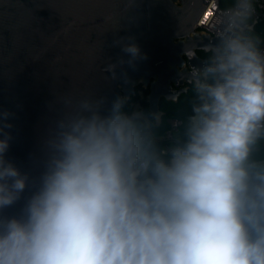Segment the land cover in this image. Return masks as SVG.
I'll list each match as a JSON object with an SVG mask.
<instances>
[{"label": "clouds", "instance_id": "obj_1", "mask_svg": "<svg viewBox=\"0 0 264 264\" xmlns=\"http://www.w3.org/2000/svg\"><path fill=\"white\" fill-rule=\"evenodd\" d=\"M211 23L173 126L128 95L54 99L31 176L7 158L11 113L0 112V264H264L257 0H230ZM113 46L127 59L104 67L110 80L147 59L134 36Z\"/></svg>", "mask_w": 264, "mask_h": 264}, {"label": "water", "instance_id": "obj_2", "mask_svg": "<svg viewBox=\"0 0 264 264\" xmlns=\"http://www.w3.org/2000/svg\"><path fill=\"white\" fill-rule=\"evenodd\" d=\"M209 0H0V112L11 113L7 158L23 172L38 175L35 161L51 116L49 105L61 97L99 92L113 99L147 91V109L160 101L176 103L198 78V55L210 38L194 29ZM134 36L147 59L135 69L108 63L127 57L113 40ZM126 73L127 83H125ZM161 111V110H160ZM30 193L26 190L25 196ZM24 200L4 209L17 215Z\"/></svg>", "mask_w": 264, "mask_h": 264}, {"label": "built area", "instance_id": "obj_3", "mask_svg": "<svg viewBox=\"0 0 264 264\" xmlns=\"http://www.w3.org/2000/svg\"><path fill=\"white\" fill-rule=\"evenodd\" d=\"M227 7V6H226ZM224 8L220 5V0H209L207 5L204 7L198 20L195 23L194 29L210 36L215 37V25L211 23L212 18L216 15L217 11ZM257 12L259 15V23L257 26L260 28L259 33L264 35V0H257ZM142 91L137 90V99L135 102L139 104L142 99ZM178 119H168V127L173 126Z\"/></svg>", "mask_w": 264, "mask_h": 264}, {"label": "trees", "instance_id": "obj_4", "mask_svg": "<svg viewBox=\"0 0 264 264\" xmlns=\"http://www.w3.org/2000/svg\"><path fill=\"white\" fill-rule=\"evenodd\" d=\"M230 3V0H220V5L223 7L228 6ZM259 27L256 26V30L257 32H259ZM138 90V89H137ZM136 90V92H137ZM139 90L142 91V99L140 100V104L143 108L147 109L146 103H145V95L147 94V91L142 90L141 88H139ZM192 94H193V90L192 88L186 93V94H182L181 96H179L178 100L176 103L173 102H165V101H160L159 103V109L164 113V118L166 121V127H168V119H179L180 116L183 114L186 106L188 105V103L190 102L191 98H192ZM137 99V95L134 98L130 99V103L134 102Z\"/></svg>", "mask_w": 264, "mask_h": 264}, {"label": "crops", "instance_id": "obj_5", "mask_svg": "<svg viewBox=\"0 0 264 264\" xmlns=\"http://www.w3.org/2000/svg\"><path fill=\"white\" fill-rule=\"evenodd\" d=\"M131 104H132L133 106H135V105H139V106H141L140 102H139V104H138L137 102L134 101V102H132ZM141 107H142V106H141Z\"/></svg>", "mask_w": 264, "mask_h": 264}, {"label": "flooded vegetation", "instance_id": "obj_6", "mask_svg": "<svg viewBox=\"0 0 264 264\" xmlns=\"http://www.w3.org/2000/svg\"><path fill=\"white\" fill-rule=\"evenodd\" d=\"M199 56L204 57L202 53H198Z\"/></svg>", "mask_w": 264, "mask_h": 264}]
</instances>
